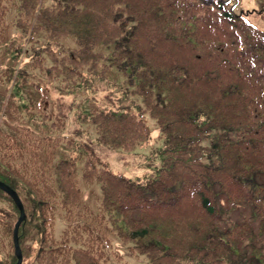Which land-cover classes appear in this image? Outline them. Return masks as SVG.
Segmentation results:
<instances>
[{
    "label": "trees",
    "instance_id": "obj_1",
    "mask_svg": "<svg viewBox=\"0 0 264 264\" xmlns=\"http://www.w3.org/2000/svg\"><path fill=\"white\" fill-rule=\"evenodd\" d=\"M237 2L0 0L2 94L26 46L0 121L22 264H264V31Z\"/></svg>",
    "mask_w": 264,
    "mask_h": 264
},
{
    "label": "rangeland",
    "instance_id": "obj_2",
    "mask_svg": "<svg viewBox=\"0 0 264 264\" xmlns=\"http://www.w3.org/2000/svg\"><path fill=\"white\" fill-rule=\"evenodd\" d=\"M235 9L237 11H248V10H257L260 9V2L257 0H238L237 4L235 5ZM250 24L253 26L261 29L264 31V13H252L248 16ZM2 95V91L0 90V97ZM50 99H52V102H54L57 106L60 105L59 103H56L58 101L57 95H55L53 92L50 93ZM1 107L2 102H0V113H1ZM146 123L150 129L151 136L153 138L157 137L155 130V122L154 120L150 118H146ZM116 157V155H114ZM114 160H118V158H112ZM118 164V163H117ZM8 204L4 201H0V218H6V213L8 212ZM54 231L59 230V226L53 227ZM114 247H118L114 245ZM116 255L119 257V259H115L113 261V264H145V258L142 255L134 256L129 255L125 250H120L119 248L115 249Z\"/></svg>",
    "mask_w": 264,
    "mask_h": 264
},
{
    "label": "water",
    "instance_id": "obj_3",
    "mask_svg": "<svg viewBox=\"0 0 264 264\" xmlns=\"http://www.w3.org/2000/svg\"><path fill=\"white\" fill-rule=\"evenodd\" d=\"M0 189L3 190L4 192H6L10 196V198L13 200V202L15 203L16 207L19 210V218L16 221L15 226H14V230H13V243H14L15 256L17 258L16 264H20L21 263V253H20L18 241H17V230H18L20 223L25 218L23 206H22V203L20 202L17 194L14 191H12L11 189H9L8 187H6L1 182H0Z\"/></svg>",
    "mask_w": 264,
    "mask_h": 264
}]
</instances>
